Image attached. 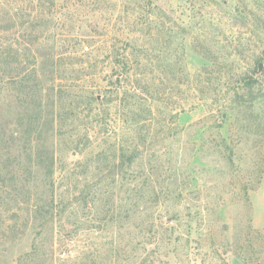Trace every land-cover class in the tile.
I'll return each mask as SVG.
<instances>
[{
  "label": "rangeland",
  "instance_id": "rangeland-1",
  "mask_svg": "<svg viewBox=\"0 0 264 264\" xmlns=\"http://www.w3.org/2000/svg\"><path fill=\"white\" fill-rule=\"evenodd\" d=\"M0 52V144L57 116L0 148V264H264V0H0Z\"/></svg>",
  "mask_w": 264,
  "mask_h": 264
},
{
  "label": "trees",
  "instance_id": "trees-1",
  "mask_svg": "<svg viewBox=\"0 0 264 264\" xmlns=\"http://www.w3.org/2000/svg\"><path fill=\"white\" fill-rule=\"evenodd\" d=\"M10 57V56H9ZM8 56H5L4 53L0 52V75L5 73V69L7 70L8 67L12 69V74L9 76L10 78L7 79V82L5 79H2L0 77V84L6 85V83H18L20 81H23V75L19 74L18 69L20 67V60L18 61L16 58L13 60L9 59ZM31 90H35V87L32 86ZM36 91V90H35ZM29 94L32 98V100L35 99V93L32 94L28 90ZM41 96L42 93H44V89L39 90ZM38 95V94H37ZM36 95V97H37ZM32 105L28 106L26 109L34 108L35 111L38 113L37 119L33 118V121H29V123H16L14 124V128L11 130V136L9 137L8 145L6 144L2 146L0 144V148H6L5 154L10 155L11 152L17 151V152H23L25 148L28 146L30 147L29 150H35L33 153L36 155V162L37 165H40L42 162L40 159L44 157L45 155L48 156L51 152L53 153V147L55 146L53 138L56 135V127H57V116L55 114H52L51 116L46 115L44 113L45 107L42 106V103L40 105ZM22 125V126H21ZM30 125H34L35 128L33 129L34 134H31ZM48 137H43V134H47ZM6 137L0 136V141H5ZM24 143V144H23ZM13 150V151H12ZM45 150H48L45 152ZM45 158V157H44ZM133 159V158H132ZM45 161V160H44ZM51 164H54V153L51 155Z\"/></svg>",
  "mask_w": 264,
  "mask_h": 264
}]
</instances>
